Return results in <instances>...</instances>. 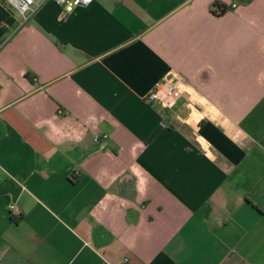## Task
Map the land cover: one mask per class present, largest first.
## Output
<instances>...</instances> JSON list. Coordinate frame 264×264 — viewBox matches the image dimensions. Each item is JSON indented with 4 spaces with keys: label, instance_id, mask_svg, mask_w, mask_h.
<instances>
[{
    "label": "crops",
    "instance_id": "0c3cea01",
    "mask_svg": "<svg viewBox=\"0 0 264 264\" xmlns=\"http://www.w3.org/2000/svg\"><path fill=\"white\" fill-rule=\"evenodd\" d=\"M36 1L0 0V264H264V0Z\"/></svg>",
    "mask_w": 264,
    "mask_h": 264
},
{
    "label": "built area",
    "instance_id": "2783aa9c",
    "mask_svg": "<svg viewBox=\"0 0 264 264\" xmlns=\"http://www.w3.org/2000/svg\"><path fill=\"white\" fill-rule=\"evenodd\" d=\"M12 4L16 10L21 15L20 23H23L27 20L31 12L39 5L40 2L36 0H7ZM59 4H66L67 8L71 9L77 5H86L91 0H55ZM232 6H235L236 3L232 2ZM3 44V40H0V47ZM183 95V89L178 85L177 80L171 77H163L157 80L151 89H149L145 94H143L142 99L145 102L149 103H158L164 108H173L179 98ZM60 109V108H59ZM106 134L96 133L93 136V140L100 144V147H103V138ZM11 215L18 216L19 209L17 205L13 202L8 204Z\"/></svg>",
    "mask_w": 264,
    "mask_h": 264
},
{
    "label": "trees",
    "instance_id": "16d2710c",
    "mask_svg": "<svg viewBox=\"0 0 264 264\" xmlns=\"http://www.w3.org/2000/svg\"><path fill=\"white\" fill-rule=\"evenodd\" d=\"M227 9V5L223 2L215 0L211 6V10L215 13H222ZM28 77H31V74H27ZM13 220H17L18 216L11 215Z\"/></svg>",
    "mask_w": 264,
    "mask_h": 264
}]
</instances>
